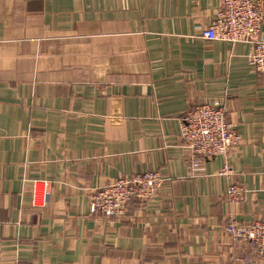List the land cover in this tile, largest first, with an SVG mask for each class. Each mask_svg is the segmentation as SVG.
I'll return each instance as SVG.
<instances>
[{
  "label": "crops",
  "instance_id": "1",
  "mask_svg": "<svg viewBox=\"0 0 264 264\" xmlns=\"http://www.w3.org/2000/svg\"><path fill=\"white\" fill-rule=\"evenodd\" d=\"M222 1L0 0V264H264L225 230L264 222V75L250 44L203 38ZM201 104L242 143L193 172L181 124ZM147 171L166 179L150 202L90 211Z\"/></svg>",
  "mask_w": 264,
  "mask_h": 264
},
{
  "label": "built area",
  "instance_id": "2",
  "mask_svg": "<svg viewBox=\"0 0 264 264\" xmlns=\"http://www.w3.org/2000/svg\"><path fill=\"white\" fill-rule=\"evenodd\" d=\"M263 22L262 0H223L202 36L208 41L250 44L253 48L250 55L251 67L255 72L264 75ZM181 137L193 172L202 170L208 159L227 157L231 150L242 143L241 135L218 104H201L188 111L182 120ZM219 175L227 178L232 176L228 163H225ZM165 181L160 172L154 171L129 178L118 177L92 191L90 211L98 212L107 219L122 218L128 213L132 201L150 202ZM49 197V183L35 182L34 205L47 204ZM226 198L232 204L244 202L245 189L232 182L226 191ZM225 230L233 241L249 243L253 250L264 254L263 221L243 225L231 220Z\"/></svg>",
  "mask_w": 264,
  "mask_h": 264
}]
</instances>
